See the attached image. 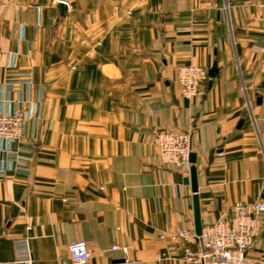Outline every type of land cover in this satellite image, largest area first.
Returning <instances> with one entry per match:
<instances>
[{"label":"crops","instance_id":"obj_1","mask_svg":"<svg viewBox=\"0 0 264 264\" xmlns=\"http://www.w3.org/2000/svg\"><path fill=\"white\" fill-rule=\"evenodd\" d=\"M259 1L0 0V111L24 110L33 150L27 172L0 152V264H71L78 241L93 264H179L195 195L202 228L264 200ZM186 65L217 69L193 99ZM159 130L193 131L197 194L155 159ZM247 255L264 264V228Z\"/></svg>","mask_w":264,"mask_h":264},{"label":"built area","instance_id":"obj_2","mask_svg":"<svg viewBox=\"0 0 264 264\" xmlns=\"http://www.w3.org/2000/svg\"><path fill=\"white\" fill-rule=\"evenodd\" d=\"M256 7L264 30V0H260ZM260 50L264 53V46ZM208 79V70L201 66L186 65L177 70L180 93L187 99L201 96ZM11 88L12 85L8 84L7 89ZM28 121L29 118L23 109L0 111L2 170L28 171L24 154L33 151L23 147ZM151 145L155 150V159H158L165 169L172 171L179 168L184 172H190L192 166L190 159L193 153L192 130L155 131ZM263 228L264 200H256L253 203L239 201L233 206L232 218L222 217L215 224L203 227L201 235L195 230L177 229L170 235V240L181 241L185 245L184 254L177 259L179 264H259L248 257L247 251ZM166 238L167 235H161V239ZM25 242L27 243V240ZM118 249L120 247L117 245L111 247L113 251ZM69 253L71 264H93L92 253L84 241L70 244ZM32 259L33 255L28 251L25 263L31 264Z\"/></svg>","mask_w":264,"mask_h":264},{"label":"water","instance_id":"obj_3","mask_svg":"<svg viewBox=\"0 0 264 264\" xmlns=\"http://www.w3.org/2000/svg\"><path fill=\"white\" fill-rule=\"evenodd\" d=\"M58 7L61 9L63 13H67L68 11V5L64 1L58 2ZM210 77H215L217 73V69L214 67L209 72ZM191 170H190V176L184 179V182L186 185L191 184L193 193L197 194L198 192V182H197V168H196V162L197 157L195 153L191 154ZM194 209H195V231L198 235H201L202 233V224H201V217H200V207H199V199L198 196L195 195L194 197Z\"/></svg>","mask_w":264,"mask_h":264}]
</instances>
